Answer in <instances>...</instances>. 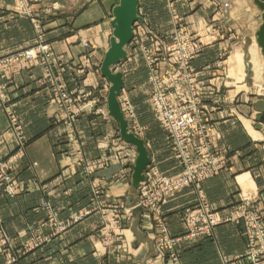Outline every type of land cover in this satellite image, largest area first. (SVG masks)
Masks as SVG:
<instances>
[{"label":"crops","instance_id":"1","mask_svg":"<svg viewBox=\"0 0 264 264\" xmlns=\"http://www.w3.org/2000/svg\"><path fill=\"white\" fill-rule=\"evenodd\" d=\"M251 1L138 0L142 23L135 26L134 38L126 49L127 59L115 68L123 75L119 100L130 103L142 127L137 137L148 150L150 163L146 171L154 165L162 175L172 177L182 168L149 105L151 89L145 55L150 57L159 75L168 76L176 71L168 53L175 19L203 45L202 53L192 62V69L203 87V111L211 126L210 150L227 161L220 173L201 185L200 191L221 222L211 237L182 242L176 249L175 261L156 247V218L159 215L171 236H182L185 231L181 216L199 200L194 189L170 197L161 205L158 215L134 209L132 218L128 219L120 211L115 214L113 208L119 203L129 209L137 201L129 168L137 155L122 142L118 124L108 115L105 97L109 84L100 75L112 37V11L119 0L31 2V19L42 26L45 43L51 48L59 72L64 73L71 100L85 103L97 96L105 113L79 114L71 122L73 133L70 134L65 121L68 112L51 103L52 88L45 82L37 62L14 61L0 70V84L26 139L23 154L13 167L16 194L7 196L0 188V222L13 243L14 264H247L239 259L247 246L244 227L232 218L244 196L254 197L253 207L264 212V97L251 98L243 92L244 75L240 66L243 42L234 37V25L240 24V11L243 6L248 8ZM260 16L258 10L254 15L259 20L254 38L261 25ZM31 19L19 11L16 0H0V60L37 44ZM231 24L233 28H227ZM230 46L229 54L235 61L228 64L224 79L222 67L217 65L219 55L228 56ZM258 61V74L253 68L257 79L264 62L259 57ZM227 74L236 75L235 84L228 85L227 78L232 77ZM217 88H221L219 98L225 103L221 108L212 103ZM239 91H242L240 96ZM238 96L240 106L235 105ZM233 109L241 112L240 116L233 115ZM77 147L86 161L124 148L130 153V165L113 162L88 176L83 164L80 166L76 161ZM16 151L15 133L0 110V163ZM241 183L251 186V192ZM94 184L98 185V192L93 193ZM44 204L50 205L49 212ZM88 210L86 216L71 223L72 217ZM50 216L57 226L51 225ZM108 222L113 227L121 224V229L114 242L104 247L103 239L110 237L103 228ZM59 225H65V230H58ZM8 258L0 251V264Z\"/></svg>","mask_w":264,"mask_h":264},{"label":"built area","instance_id":"2","mask_svg":"<svg viewBox=\"0 0 264 264\" xmlns=\"http://www.w3.org/2000/svg\"><path fill=\"white\" fill-rule=\"evenodd\" d=\"M33 1L16 0L19 11L29 19L33 18L32 9L30 8ZM31 22L37 36V44L15 56L1 59L0 70L14 61L22 60L25 62L41 61L44 66L49 67L43 66L45 72L48 71L49 74L53 70L56 72L55 66L51 64L53 55L51 48L45 43L42 26L37 20L31 19ZM137 24L139 23H136L135 26ZM173 26L171 47L168 53H170L171 58L174 60L176 71L168 76L159 75L150 57L145 55V59L149 65L148 83L151 89L149 105L156 122L166 133L171 145V151L175 155L182 171L175 176L167 177L162 175L158 168L152 165L146 171L144 181L137 188L138 199L135 206L129 209H124L119 203L115 206L117 211L125 213L128 219L132 218V211L134 209L151 211L158 215L161 205L170 197L186 189H194L198 193L199 200L194 208L186 210L181 216L185 231L182 236H171L159 215L156 218V247L161 253L167 255L172 261H175L176 249L182 242L209 238L220 224L221 221L203 199L200 189L205 181L214 178L224 169L227 160L213 154L210 150L209 131L211 126L205 120L203 111V95L201 92L203 87L192 69V62L202 53L203 45L187 31L178 19L173 21ZM84 46L87 45L84 44ZM222 55L225 56L226 54L222 53L220 55L218 67H222V64H224ZM51 86L53 88L51 103L62 106L64 109L66 108L68 112L67 116H77L80 113H105L99 107V98H96V102L90 105H76L77 108L75 109V104L61 81H56ZM213 93L212 103L214 106H217L219 88ZM8 101L9 99L4 88L0 84V110L6 114L17 140L16 154L0 163V188L4 194L12 197L15 195L17 189L13 175V164L14 160L23 154L26 139L18 126V120ZM120 102L125 120L128 123L129 132L136 137L140 136L142 127L138 125L130 103L126 99ZM71 104L73 106H69ZM65 121H67L69 133L72 134L71 117H66ZM103 161L104 157L93 161L90 166L87 165L86 171L91 173L93 171L92 168H101L104 165ZM244 201L245 199L241 200L232 218L233 221L243 224L244 235L247 238L246 251L239 259L245 260L247 264H264V212L249 206ZM44 206L49 212L50 205L44 204ZM88 213L89 210L78 217H72L71 223L76 222ZM49 221L52 226H57L54 217L50 216ZM119 229L120 226H116L115 231ZM58 230H65V225H59ZM13 249V243L0 222V251L7 253L9 257L4 264H14L15 259L11 257Z\"/></svg>","mask_w":264,"mask_h":264},{"label":"water","instance_id":"3","mask_svg":"<svg viewBox=\"0 0 264 264\" xmlns=\"http://www.w3.org/2000/svg\"><path fill=\"white\" fill-rule=\"evenodd\" d=\"M252 1L261 14V25L255 34V42L264 59V0ZM112 15L113 20L110 24L112 37L100 67V75L109 84L106 98L108 115L118 124L122 142L131 146L137 155L134 164L129 167L132 170V186L137 190L145 179V171L150 159L144 141L128 130L119 102L123 89V75L120 72H113V69L127 59L126 49L134 38V26L136 23H142V19L138 16V0H119Z\"/></svg>","mask_w":264,"mask_h":264},{"label":"rangeland","instance_id":"4","mask_svg":"<svg viewBox=\"0 0 264 264\" xmlns=\"http://www.w3.org/2000/svg\"><path fill=\"white\" fill-rule=\"evenodd\" d=\"M252 2V1H251ZM244 7V9L242 10V11H240V15H239V20H238V22L240 23V24H236V25H234V28H235V30H236V34H234V37L235 38H237L238 39V41L239 42H243V46H242V50L241 51H243V55L241 56V58H240V62H241V64H240V66L242 67V74L244 75L243 76V84H244V87H243V92H245V95H247L248 97H251V98H259V97H264V62H261V75H260V78L259 79H257L256 77H255V73H254V71H253V65H252V62H251V52L252 51H256L257 52V56L259 57V59H260V61H264V60H261L262 58H261V55H260V51H259V49H258V47H257V44H256V42H255V38H254V36H253V32H254V30H255V28H256V24L259 22V20H257V18H254V15L255 14H257V12H258V9L253 5V3H251V5L247 8L246 6H243ZM232 25V24H231ZM227 28H230V29H232L233 28V25L232 26H229V27H227ZM237 41V40H236ZM234 42V43H237V42ZM47 44V43H46ZM229 51H231V46L229 47V49H227V53H228V56L230 57L229 59H227L226 57H228L227 56V54L225 55V56H221L222 57V59L223 60H228V61H226L224 64H222V72H223V77H224V79H226V73L228 72V70H229V65L228 64H230L231 63V61H235V58H232L233 57V55H231V54H229ZM250 53V54H249ZM245 54H247V58L245 59L244 58V56H245ZM221 55V54H220ZM220 55H219V57H220ZM250 55V56H249ZM232 56V57H231ZM224 58H226V59H224ZM22 61V60H21ZM20 61V62H21ZM17 62H19V61H17ZM22 62H25V61H22ZM26 62H29V61H26ZM32 62H37L38 64H39V66H40V68H41V70L43 71V78H44V80H45V82H47V84H49V86L52 88V86L51 85H53V84H55V82L57 81V82H59V81H61V83H63L64 85H65V87H66V89H67V91L69 92V96H70V98H71V92L69 91V89L67 88V85L65 84V82H64V77H63V75H64V73H60L59 72V70L60 69H58L57 67V64H56V60H55V58L53 57L52 58V60H51V64L52 65H54L55 66V68H56V72H54V70H53V72L51 73V74H49L48 73V71L47 72H45V70H44V67H46V66H44L42 63H41V61H32ZM48 63H50L49 61H47ZM228 62V63H227ZM245 62H248V67H246L245 66ZM251 62V63H250ZM12 64V63H11ZM44 66V67H43ZM52 69H53V67L52 66H50ZM46 68H49V67H46ZM115 68H116V66L114 67V69H113V72H116L115 71ZM46 75L48 76L47 78H46ZM227 75H229V74H227ZM229 77H232L231 79H228L227 78V80H228V85H230L232 82H233V84H235L234 82H236V75L235 76H230L229 75ZM257 79V80H256ZM227 82V81H226ZM232 84V85H233ZM236 86H237V84H236ZM108 90H109V86H107V92H108ZM235 90H236V88H235ZM241 93H242V91H239L238 92V94H239V96L241 95ZM108 94V93H107ZM221 94V88H219V95ZM218 95V96H219ZM238 96V99L235 101V105H242L241 104V97H239ZM53 98V88H52V94H51V99ZM96 98H97V96H96ZM96 98H94L93 100H90V101H88V102H85V103H79V101L76 99L75 100V102H74V108L76 109L77 107H76V105H85V104H87V105H90V104H92L93 102H96L95 100H96ZM106 98L107 97H105V100H106ZM101 99V98H100ZM120 102V101H119ZM225 103L223 102V100L222 99H220L219 98V101H218V105H217V107L218 108H221L223 105H224ZM11 109H12V107H11ZM12 111H13V109H12ZM232 112H233V115H238V116H240V113L241 112H239L238 110H236V109H233L232 110ZM13 113H14V111H13ZM5 114V113H4ZM80 114H83V113H80ZM85 114H87V113H85ZM6 115V114H5ZM14 115H15V117H16V119H17V115L14 113ZM78 116V115H77ZM77 116H66V117H71V119H72V122H73V120L74 119H76V117ZM125 117V116H124ZM8 119V118H7ZM8 122H9V120H8ZM138 123V122H137ZM127 125H128V123H127ZM139 125V124H138ZM9 126H10V124H9ZM140 126V125H139ZM141 127V126H140ZM11 128V127H10ZM12 129V128H11ZM15 137H16V135H15ZM139 138V137H138ZM125 144V143H124ZM127 145V144H126ZM123 146H125V145H123ZM129 146V145H128ZM124 148H126L127 150H131L130 149V147H127V146H125ZM124 148H122V149H120L118 152H116V153H110V152H106V154L103 156L104 157V165L101 167V168H92V172L91 173H88L87 171H86V167H87V165L88 166H90V164H92L93 163V161H96V160H98V159H100V158H98V159H96V160H91V161H86V160H84V157H83V154H82V150H81V148L80 147H77L76 149H75V154H76V158H77V162H78V164L81 166L82 164H83V170H84V173L86 174V175H88V176H90V175H92V173L93 172H95L96 170H99V169H103V168H107L110 164H112L113 162H116V163H118V162H121V164H123V165H127V164H129L130 165V153L129 152H127V150H125ZM17 152V151H16ZM102 158V157H101ZM17 159V158H16ZM16 159L14 160V164H15V161H16ZM14 164H13V167H14ZM131 165H133V164H131ZM13 175H14V173H13ZM14 181L16 182V186H17V181H16V179L14 178ZM241 185L246 189V191L248 192V191H250L251 192V190L250 189H252L251 188V186H245L243 183H241ZM18 187V186H17ZM16 187V188H17ZM248 188V189H247ZM93 193H94V191L96 192L97 191V189H98V185L97 184H94V186H93ZM17 190V189H16ZM98 192V191H97ZM16 194V193H15ZM137 199H138V193H137ZM243 199H245V201L244 202H246V203H248L249 204V206H251V207H253L254 205H253V202H254V200H255V198L254 197H252L251 195L250 196H244V198ZM137 202V201H136ZM122 206H123V208H124V204H121ZM45 207V206H44ZM114 208V210L118 213V211H117V209H116V206L115 207H113ZM118 226H120V229H121V224L120 225H118ZM104 230H105V232H106V230L109 232V234H110V237H108V238H106L105 237V239H103V242H104V244H105V246L104 247H108L109 245H111L113 242H114V237L118 234L117 232L120 230H117V231H115V229H116V227H113L109 222L107 223V225H105L104 227ZM108 234V235H109ZM8 236V235H7ZM9 237V236H8ZM246 237V236H245ZM247 239V238H246ZM11 240V239H10ZM4 254V256H7V253H3Z\"/></svg>","mask_w":264,"mask_h":264},{"label":"bare ground","instance_id":"5","mask_svg":"<svg viewBox=\"0 0 264 264\" xmlns=\"http://www.w3.org/2000/svg\"><path fill=\"white\" fill-rule=\"evenodd\" d=\"M252 63H253V68H254L256 74H258L257 71H259V69H260V63L258 61L256 51H252Z\"/></svg>","mask_w":264,"mask_h":264}]
</instances>
